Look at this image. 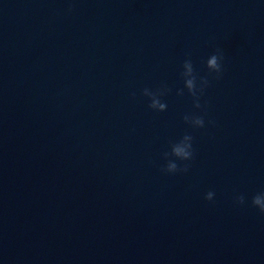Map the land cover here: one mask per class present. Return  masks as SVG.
<instances>
[{"label":"clouds","instance_id":"1","mask_svg":"<svg viewBox=\"0 0 264 264\" xmlns=\"http://www.w3.org/2000/svg\"><path fill=\"white\" fill-rule=\"evenodd\" d=\"M71 11V9H69ZM224 53L222 49L217 48L205 62V67L208 70V74H215V79H219L224 71L223 69ZM182 72L180 73L184 87L193 98V106L196 109L201 108L200 97L203 96L205 89L209 86V80L205 77H199L193 62L190 58L185 59L182 64ZM171 89L166 86L152 91L149 88H144L142 95L147 97L150 101L148 107L157 112H163L167 109V104L162 102L161 97L170 92ZM176 94L178 96L184 95L183 89H178ZM135 96V93H133ZM184 123L191 128L198 129L205 127V116L193 114H185L183 116ZM209 124H214V121L209 120ZM194 137L185 133L179 140L170 143V151L163 153V160L165 163L161 166V172L165 174L187 173L191 167V161L195 156V149L193 147ZM180 162V163H178ZM188 162V163H185ZM215 193L209 191L205 195V199L212 201ZM235 203L238 205L245 204V196L238 195L235 198ZM251 204L257 208L259 212L264 215V192L257 193L252 197Z\"/></svg>","mask_w":264,"mask_h":264}]
</instances>
